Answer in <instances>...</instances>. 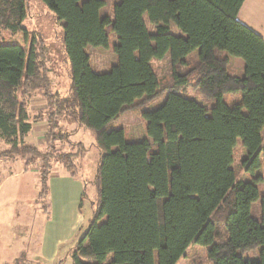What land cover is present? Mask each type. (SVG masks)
I'll return each instance as SVG.
<instances>
[{
    "label": "trees",
    "instance_id": "trees-1",
    "mask_svg": "<svg viewBox=\"0 0 264 264\" xmlns=\"http://www.w3.org/2000/svg\"><path fill=\"white\" fill-rule=\"evenodd\" d=\"M41 1L64 28L70 87L63 97L51 92L49 80L40 82L50 72L44 41L33 38L28 52L0 43V143L9 147L4 154L21 155L29 165L40 155L26 142L34 123L56 121L73 147L75 132L66 125L94 134L96 196L72 263L177 264L195 243L209 249L212 264H264V193L256 181H237L234 166L238 140L254 164L264 153V39L237 18L245 0H120L113 19L101 17L104 0ZM26 19V0H0V31H24ZM109 26L118 63L95 73L86 49L108 48ZM168 55L172 75L165 82L151 62ZM229 57L244 61V77L228 74ZM236 93L240 103H225ZM36 97L48 109L32 117ZM156 101L162 105L144 113L149 140L130 143L123 129L110 128L125 111ZM69 154L62 164L76 174L77 154ZM47 177L42 172L41 197ZM260 198L262 221L251 212ZM257 250L258 260L245 258ZM11 264L28 263L22 256Z\"/></svg>",
    "mask_w": 264,
    "mask_h": 264
},
{
    "label": "rangeland",
    "instance_id": "rangeland-1",
    "mask_svg": "<svg viewBox=\"0 0 264 264\" xmlns=\"http://www.w3.org/2000/svg\"><path fill=\"white\" fill-rule=\"evenodd\" d=\"M27 1V19L24 22V31L13 34L7 30L0 31V43L11 44L16 43L23 46L27 52L30 49L33 38L38 41H44L45 46L50 50L49 62L47 68L49 69L48 77L41 74L42 80H49L51 83V92H59L61 96H66L70 87V64L68 58L64 53L62 39L64 37V28L62 24H59L53 12L45 5L41 0H26ZM84 0H81L83 2ZM106 2L105 8L101 11V17H109L113 19L114 8L120 3V0H104ZM146 25L151 33L156 32V27L150 23L149 17H145ZM171 33L177 36H181L178 28L171 24ZM109 35V47H91L89 46L86 51L90 57V66L95 73L109 72L118 63V58L114 52V47L118 43L117 36L112 31L111 26L107 28ZM226 55V54H225ZM228 74L233 77L242 78L245 75V63L241 58L229 57ZM152 68L155 74L162 81L168 82L171 80L172 66L170 63V56L168 55L163 60H153L151 62ZM47 78V79H46ZM44 79V80H43ZM191 96H200L192 91L189 92ZM225 103L233 105L241 102V94H227L224 96ZM31 114L36 116L39 112V104H43L44 107L48 102L43 97H36L31 100ZM162 102L156 101L148 105H142L134 109L125 111L121 116L110 126L111 129H123L127 142L138 143L146 139L149 140L147 133V121L144 117L146 111L152 110L154 107H159ZM39 106V107H38ZM47 109L45 110L47 112ZM50 111V110H49ZM38 112V113H37ZM62 122V121H61ZM39 123V122H38ZM47 123V122H46ZM48 124V123H47ZM58 123L53 121L49 124L48 131L50 135L45 139L39 148L40 155L33 156L31 160V167L38 168L41 172H44L48 176V186L53 180L49 175L53 172V169L58 166V163L65 164V158L69 152H75L77 159L75 161L76 172L79 177L84 181L85 197L81 209V216L83 223L79 230L76 232L73 240L67 244L62 245L59 248L60 260L56 264H73L69 257V251L71 247H74L85 234L88 229V221L92 217V202L95 201V189L93 186V178L96 173L97 163L99 160V151L95 145L94 134L87 129L82 128L72 135L71 143L80 141L82 147L75 144L71 146L61 139L60 127ZM66 127V126H65ZM64 129L62 128V131ZM47 131V132H48ZM65 140V139H64ZM264 140V131H263ZM36 145V138L30 140ZM9 147L3 143H0V154H4ZM70 155V154H69ZM30 158V155H28ZM23 160L21 155L17 154H4L1 157L0 162L13 163V161ZM64 161V162H63ZM234 166L238 167L237 181L258 183V187L261 193H264V153L259 155V165L254 164V158L249 155L248 151L244 147L242 140H238L234 151ZM13 168V167H12ZM6 169V168H5ZM9 170L10 167H7ZM5 172V171H4ZM55 178V177H54ZM49 189V188H48ZM56 180L52 181L51 189L48 190V201L45 205L48 207L49 212L54 209H58V203L56 201ZM52 196V197H51ZM40 203V202H39ZM41 205V204H40ZM252 215L258 220L263 219L262 199L260 198L252 205ZM54 217L58 216V213H54ZM209 249L195 243L191 244L188 248L186 255L182 257L177 264H212L208 255ZM260 251L257 250L253 253L245 255L246 259L256 261L259 259ZM112 256L109 257L111 261Z\"/></svg>",
    "mask_w": 264,
    "mask_h": 264
},
{
    "label": "crops",
    "instance_id": "crops-1",
    "mask_svg": "<svg viewBox=\"0 0 264 264\" xmlns=\"http://www.w3.org/2000/svg\"><path fill=\"white\" fill-rule=\"evenodd\" d=\"M237 18L264 39V0H245ZM32 105L38 104H31L30 101V114ZM39 106L41 109L38 112L47 109V105ZM48 128L46 121L34 123L26 142L40 147L45 143ZM66 128L75 133L82 129H77L76 125H66ZM32 138H36V145L30 141ZM73 144L82 145L80 141ZM77 158V155L73 158L74 165ZM49 177L52 181L56 180L58 203V209L50 212L45 203L52 181L49 187L47 180V193L41 197L40 169L32 168L24 160L0 162V264H11L22 256H25L28 264H56L60 260L59 248L73 240L83 223L80 214L81 200L85 194L82 178L77 172H69L60 163ZM55 212L58 213L57 217H54Z\"/></svg>",
    "mask_w": 264,
    "mask_h": 264
}]
</instances>
